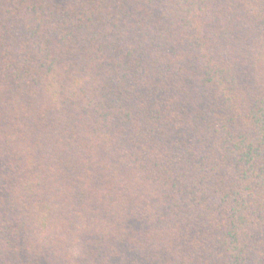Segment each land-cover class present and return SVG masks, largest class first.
<instances>
[{
  "label": "trees",
  "instance_id": "trees-1",
  "mask_svg": "<svg viewBox=\"0 0 264 264\" xmlns=\"http://www.w3.org/2000/svg\"><path fill=\"white\" fill-rule=\"evenodd\" d=\"M0 264H264V0H0Z\"/></svg>",
  "mask_w": 264,
  "mask_h": 264
}]
</instances>
